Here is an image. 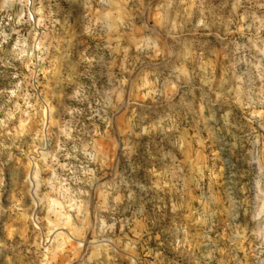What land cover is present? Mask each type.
Returning a JSON list of instances; mask_svg holds the SVG:
<instances>
[{"label": "rangeland", "instance_id": "obj_1", "mask_svg": "<svg viewBox=\"0 0 264 264\" xmlns=\"http://www.w3.org/2000/svg\"><path fill=\"white\" fill-rule=\"evenodd\" d=\"M0 264H264V0H0Z\"/></svg>", "mask_w": 264, "mask_h": 264}]
</instances>
